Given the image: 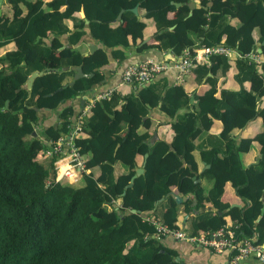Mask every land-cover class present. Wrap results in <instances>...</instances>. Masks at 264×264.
<instances>
[{"label": "trees", "instance_id": "1", "mask_svg": "<svg viewBox=\"0 0 264 264\" xmlns=\"http://www.w3.org/2000/svg\"><path fill=\"white\" fill-rule=\"evenodd\" d=\"M19 1L26 5L25 12ZM6 2L11 16L0 14V45L13 40L15 48L0 55V264H182L154 235L142 214L151 209L150 216L178 226L180 203L169 192L172 184L181 195H191L181 201L182 210L193 213L187 228L181 227L187 233L216 229L228 215L239 221L237 233L252 237L254 243L264 240V104L256 105L258 97L264 95V60L254 62L244 56L256 40L264 38V0H198L189 14L184 0L172 18L167 13L174 8L170 0H49L50 11H44L41 0ZM136 3L154 20L158 48L179 54L184 47L193 51L194 44L221 43L237 50L234 75L240 83L248 81V87L221 88L216 94L215 77L205 72H213L219 65L223 71L229 62L224 54L214 53L208 56L207 64L194 60L191 65L195 80L199 82L204 76L208 83L202 92L194 90L195 102L188 101L180 83L163 88L151 80L125 95L110 90L107 97L92 102L83 120L84 133L76 141L89 169L82 175L81 184L55 180L53 156L37 159L36 155L44 146L43 138L67 130L73 110L69 104L60 107L56 110L57 123L40 130L36 111L44 106L57 107L61 99L90 88L100 75L93 70L89 76L72 79L70 66L80 65L89 71L92 54L84 56L77 49L59 47L54 36L46 43L43 37L65 32L64 19L73 20V13L81 8L94 37L125 45L127 35L131 41L136 39L131 26L141 29L143 25L131 11ZM120 8L125 25H109ZM228 17H237L238 25ZM254 28L256 37L252 35ZM79 33L76 30L72 34ZM260 47L264 56V43ZM33 70L41 73L26 89L23 83ZM157 104L175 116L170 121L173 134L169 142L150 140L147 113ZM180 107L186 110L176 113ZM257 116L260 131L251 137L240 136L235 143L230 130ZM212 117L221 121L219 136L225 147L201 150L209 165L198 175L212 179L211 187L203 192L199 182L191 178L196 171L191 151L194 136L207 128ZM252 139L260 145L259 155L245 167L238 154L248 149ZM180 154L188 168L181 166ZM115 161L126 168L116 176ZM141 162L142 172L125 187ZM93 166L98 167L97 174ZM226 180L242 200L241 206L228 207L219 199ZM205 202L219 210L228 208L221 213L195 212ZM130 208L138 211L123 213Z\"/></svg>", "mask_w": 264, "mask_h": 264}, {"label": "crops", "instance_id": "2", "mask_svg": "<svg viewBox=\"0 0 264 264\" xmlns=\"http://www.w3.org/2000/svg\"><path fill=\"white\" fill-rule=\"evenodd\" d=\"M47 1L49 0H41L40 3L44 11H50V8L46 4ZM183 1L184 0H170V2L174 5V8L167 12L170 18L174 17L180 11V4ZM190 1L193 2V6L191 8H189ZM174 2L177 3L175 4ZM186 3L188 4V14L190 13L193 7L198 6V0H186ZM19 5L21 7V10L25 12L26 5L23 4L21 1H19ZM135 5H136V10L133 11L131 9V11L134 13L136 19H138L139 21L140 20L143 21V25L141 29L138 28V26L136 25L131 26L132 28H134L132 29V32L136 34L134 35L136 36V39L134 41H131L129 39L130 36L127 35L128 43L125 45L119 42L115 43L111 41V38H109V42L105 43L99 38L94 37L89 30L88 19L84 17L81 8L73 13L75 15L73 20H70L69 18L64 19L67 28L65 32L58 34L48 33L47 37H43V40L46 43H48L50 38L54 36L58 39L60 43L59 47H70L72 49H77L84 56L85 55L89 56L92 54V65L91 66L88 65L90 67L89 71L96 70L97 73L100 75V79L97 82H93L90 88H88L87 90L79 91L69 98L61 99V101L55 108H49L47 106H44L42 108L37 109L36 114L38 115V127H37L38 130L45 129L50 125H55L57 123L56 110L64 105L69 104L72 107L73 110L72 117H73L74 114L79 112L81 109L83 108L85 109L86 107H88V105L90 106L92 102L96 99V94L101 91L111 89L117 91L120 95H125L129 93L132 89H135L137 87V84L127 83L121 80L120 73L126 65L144 60L146 58H152L154 60L163 61L167 63L173 60L175 54L170 49L158 48L156 45L157 40L154 37L156 33V26L153 18L144 15L145 12L144 7L138 6V3L134 4L133 6ZM62 8L63 5L59 7V9ZM119 10L121 11L119 13V16H117ZM119 10L116 14V18L110 21L109 25L113 26L117 23H122V25H125L126 20L121 17L122 8H120ZM0 14H2L5 17L11 16V7L9 3L6 2V0H2L0 4ZM228 19L235 26L238 25L239 23L237 17H232V18L228 17ZM171 27L172 25H167L168 29ZM76 30H80V33L78 35L74 34L73 36L72 33H74ZM252 35L255 37L257 36V31L255 28L252 30ZM191 37H193L194 43H196L197 38L194 36V34H191ZM260 43L261 42L256 40L255 43L253 44L251 51L256 52L259 57L264 58L263 54H261ZM199 46H201V44L200 45L194 44L192 45V48H197ZM14 48H15V43L13 40L6 41L0 45V55ZM224 55L227 57V60L229 62V65L226 69L221 71V66L219 65L217 66V68L214 69L213 72H211L210 70H207L205 72L206 75L209 76L212 75L213 77H215L214 85L216 87V94H218L221 88L237 90L240 85H244V87L247 88L248 81H244L243 83H240L235 78L234 75L236 71L235 58L239 56L237 50L233 48L229 54H224ZM198 60H201L202 61L201 64L203 65L207 64L208 56L202 57L201 59ZM73 66L74 65L70 66V68L74 70L73 72L74 74L76 70L73 68ZM77 66H79L83 72H89L82 69L80 65ZM67 67L68 66H65L64 68ZM73 74L71 76L72 79H73ZM151 80L163 84V88L165 85H171L174 83L182 84L184 89L188 93L189 102H195L193 95L194 90L195 92L199 93L202 92L208 86V83L205 81L204 76L201 77L199 82L195 80L194 71L192 67H190L188 71L183 72L179 76V78H177L176 71L171 66H167L164 69H162L160 72H158ZM144 84H140V85H144ZM263 104H264V95H261L258 97L256 101V105L262 106ZM184 110H186V107H180L176 110V113L177 112L180 113ZM147 116L150 118V125L148 129L151 132V137L153 136L154 133L155 138H160L169 142L173 134V131L170 127V121H172L175 118V116H169L167 113H165L158 107V104L150 107ZM220 128H221V121L218 118L212 117L207 128L205 130H200L194 136L193 139V143L195 146L192 149L191 154L196 162V171L192 173L191 178L194 181L199 182L203 192H206L207 189L211 187L212 179L206 176L198 175V173L203 168L209 165L208 161L202 157L201 150L209 149L211 146H214L217 149L219 148L218 150L224 149L225 145H223L222 140L219 136ZM260 129H261V121H260V117L257 116L247 121L241 127H233L230 130V135L235 139L234 140L235 143H237L240 136L251 137L258 131H260ZM38 135L43 137L42 133L38 132ZM259 146H260L259 143L255 139H252L249 143L248 149L238 154L239 162L243 164V166L245 167L248 166L250 163L255 162L259 155ZM179 158L181 160V166H185L186 168H188V165L183 160L182 154L179 155ZM137 162L138 163L140 162L139 155H137ZM92 171L94 174H97L98 167L93 166ZM125 171L126 168L119 161H115L113 163L114 176ZM186 171L187 170H184V173ZM171 190L173 192L178 193L175 190V186L173 184L171 185ZM178 194L181 196V200L179 201L180 205L177 213L176 224H178L179 227L186 229L188 225V220L190 219V216L193 213H186L184 210H182L181 201H183L189 194L187 195H181L180 193ZM219 199L222 202H226L228 204V207L241 206L243 204L242 200H240V198L235 194L234 187L232 186L229 180H226L224 182ZM158 200L162 201L163 198L160 197ZM193 202L194 199L192 198L191 203ZM208 206H210V208H208ZM157 207L160 208V205ZM228 207H225L223 209L227 210ZM201 210H213L217 212V210L219 209L213 207L209 202H205L204 206L198 207L195 210V212ZM151 212L148 213L147 215H150ZM222 218L225 224H230L232 221V219L228 215H224ZM158 237L160 238V241L164 246L170 248L173 251L174 258L178 259L182 264H226L227 254L225 250L213 251L210 250L209 248L199 246L196 243H192L186 240H176L169 236H158ZM262 243H264V240L262 241ZM242 264H264V263L257 260L253 255H249L243 260Z\"/></svg>", "mask_w": 264, "mask_h": 264}, {"label": "built area", "instance_id": "3", "mask_svg": "<svg viewBox=\"0 0 264 264\" xmlns=\"http://www.w3.org/2000/svg\"><path fill=\"white\" fill-rule=\"evenodd\" d=\"M233 48L221 43L201 44L197 48H182L179 54H175L169 63L146 58L135 63L126 65L121 73V80L137 85L150 81L158 72L167 66L176 71V77L189 70L194 60L220 53L229 54ZM249 60L259 62L264 60L254 51L244 54ZM110 90L101 91L96 94V99L107 97ZM89 105L74 114L68 128L56 137H45L44 146L37 152V159L53 156L52 165L55 171L54 179L73 184L77 179L88 171L85 166L84 154L76 142L83 133V120L89 110ZM144 218L151 224L154 235L169 236L176 240H186L199 246L209 248L213 251H226V264H242L243 260L253 255L257 260L264 263V243H254L252 237L237 233L238 220H232L230 224L223 223L216 229H205L196 234L187 233L181 227L169 226L159 219L150 215Z\"/></svg>", "mask_w": 264, "mask_h": 264}, {"label": "water", "instance_id": "4", "mask_svg": "<svg viewBox=\"0 0 264 264\" xmlns=\"http://www.w3.org/2000/svg\"><path fill=\"white\" fill-rule=\"evenodd\" d=\"M1 2H2V0H0V4H1ZM174 3L176 4L177 2H174ZM192 6H193V2L190 1V3H189V8H191ZM131 9H132L133 11H135V10H136V5L133 6ZM120 11H121V10H119L117 16H119ZM263 43H264V38H262L261 43H260V46H261ZM73 68L76 70V72L73 74V79H74V78H77V77H79V76H89V75H91V73H92V71H89V72H83V71L80 69V67L77 66V65H74ZM39 73H41V70H33V71L27 76V78L25 79V81H24V83H23V86H24L26 89H29L30 86H31V83H32V78H33L35 75L39 74ZM67 83H68V84H71V83H72V80L68 81ZM64 85H65V83L62 84L61 86H58L56 89L58 90V89H60V88H61L62 86H64ZM32 133L34 134V133H35V130H33ZM154 138H155V134L153 133V136L150 138V140L152 141ZM169 148H171V146H169ZM145 156H146V153H143V158H144ZM142 170H143V168H142V164H141L140 166H136L135 169H134V173L131 174V176L129 177V181L125 184V187H126V186H129V185L131 184L132 179H133L137 174L141 173ZM263 188H264V187H263ZM122 192H123V191H122ZM169 192H170V194L173 196V198H174V200H175L176 202H179V201L181 200V196H180L178 193L173 192L172 190L169 191ZM208 208H210V206H208ZM211 208H212V207H211ZM262 209H263V206H261L260 212H262ZM225 210H226V209H223V210H217V213H221V212H223V211H225ZM133 211H138V210H137V209H134V208H130V209L124 211V212H123L122 210H120V213H122V212H123V213H128V212H133ZM117 212H119V211H117ZM150 212H151V209H148V210H144V211L142 212V214H143V215H146V214H148V213H150Z\"/></svg>", "mask_w": 264, "mask_h": 264}, {"label": "rangeland", "instance_id": "5", "mask_svg": "<svg viewBox=\"0 0 264 264\" xmlns=\"http://www.w3.org/2000/svg\"><path fill=\"white\" fill-rule=\"evenodd\" d=\"M81 182H82V180H81V178H79V179H77L73 184H75V185H79V184H81Z\"/></svg>", "mask_w": 264, "mask_h": 264}]
</instances>
